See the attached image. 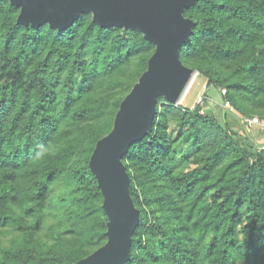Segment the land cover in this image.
Segmentation results:
<instances>
[{"label": "trees", "instance_id": "trees-1", "mask_svg": "<svg viewBox=\"0 0 264 264\" xmlns=\"http://www.w3.org/2000/svg\"><path fill=\"white\" fill-rule=\"evenodd\" d=\"M19 13L0 0V264H76L107 242L90 157L156 47L91 14L58 31ZM184 16L182 63L234 112L158 98L122 159L139 210L126 264H264V130L242 122L264 120V0H197Z\"/></svg>", "mask_w": 264, "mask_h": 264}, {"label": "water", "instance_id": "water-1", "mask_svg": "<svg viewBox=\"0 0 264 264\" xmlns=\"http://www.w3.org/2000/svg\"><path fill=\"white\" fill-rule=\"evenodd\" d=\"M20 8L17 24L40 28L45 24L63 31L82 14H91L101 28L139 31L156 47L116 113L110 133L97 141L89 160L103 195L107 242L76 264H126L139 210L131 197V180L122 161L132 144L142 141L153 126L158 98L176 105L196 71L186 67L181 47L190 41L194 21L184 10L197 0H7Z\"/></svg>", "mask_w": 264, "mask_h": 264}, {"label": "rangeland", "instance_id": "rangeland-1", "mask_svg": "<svg viewBox=\"0 0 264 264\" xmlns=\"http://www.w3.org/2000/svg\"><path fill=\"white\" fill-rule=\"evenodd\" d=\"M208 83L207 79L198 74L189 89L188 93L187 90L184 92L182 98L180 101L176 104L181 105L183 103V107L185 108H194L196 106V101L201 96L207 91V99L208 101L205 104V111H210L215 117L220 119V121L225 122V119L222 115L223 113V98L221 95V92L219 89L210 86L208 88ZM208 88V90H207ZM187 93V96H186ZM186 96V97H185ZM185 98V99H184ZM181 103V104H180ZM251 131H254L253 129Z\"/></svg>", "mask_w": 264, "mask_h": 264}, {"label": "built area", "instance_id": "built-area-1", "mask_svg": "<svg viewBox=\"0 0 264 264\" xmlns=\"http://www.w3.org/2000/svg\"><path fill=\"white\" fill-rule=\"evenodd\" d=\"M198 75V73L196 72V74L192 77L190 83H189V86H188V89H187V93L189 91V89L191 88L196 76ZM187 93H186V96H187ZM226 91L225 90H222V94H225ZM206 93L202 94L201 96H199V98L197 99L196 101V106H200L202 107V111L201 113H204L205 112V104L207 102V97L205 95ZM185 96V97H186ZM185 99V98H184ZM181 104V103H180ZM182 105V104H181ZM179 106V105H178ZM224 108L229 111V112H234V109L233 107L230 105L229 102H225L224 103ZM242 122L244 123V125L249 128V129H253V128H260L262 130H264V120H261L257 117H253V118H243L242 117ZM264 150V145L262 146H259L258 147V152L260 151H263Z\"/></svg>", "mask_w": 264, "mask_h": 264}]
</instances>
